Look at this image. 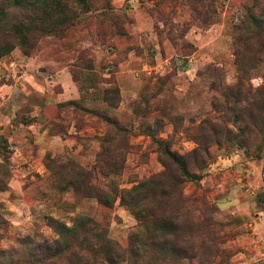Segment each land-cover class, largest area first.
<instances>
[{
	"label": "rangeland",
	"instance_id": "rangeland-1",
	"mask_svg": "<svg viewBox=\"0 0 264 264\" xmlns=\"http://www.w3.org/2000/svg\"><path fill=\"white\" fill-rule=\"evenodd\" d=\"M64 1L59 28L0 34V264L87 260L79 247L98 231L58 234L79 217L120 264H264V140L226 137L249 109L220 95L264 85V63L234 45L248 0H209L210 25L192 0Z\"/></svg>",
	"mask_w": 264,
	"mask_h": 264
},
{
	"label": "trees",
	"instance_id": "trees-1",
	"mask_svg": "<svg viewBox=\"0 0 264 264\" xmlns=\"http://www.w3.org/2000/svg\"><path fill=\"white\" fill-rule=\"evenodd\" d=\"M80 1L85 4V0H75ZM64 0H0V34L3 30L6 35L17 36L21 39L23 43L26 42L27 34L30 29H35L36 32L45 33L48 27L61 21V16L63 15ZM252 7L254 9H252ZM13 8H18L19 10L25 11L23 16L24 22L19 25L15 23H9L8 27L2 26L1 24L5 20L8 21V16ZM192 12L197 17L201 18L203 25H210V19L208 16L211 15V5L209 0H192L191 5ZM247 11L246 18L239 22L238 25L234 27V30L238 32V36L234 37V45L237 55L241 51H249L253 49V56H255V61L261 64L264 63V0H248V4L245 6ZM37 17V21L33 22L31 16ZM53 14V15H52ZM52 19L53 25L44 24L45 20ZM62 24V22H61ZM32 25V27L30 26ZM63 25V24H62ZM56 28L60 26L54 25ZM60 30H63L60 29ZM254 33H256L258 39L254 41ZM237 48V49H236ZM236 55V54H235ZM244 55V54H242ZM251 68V67H250ZM241 73H246L247 69H239ZM212 77H218L220 79V74L215 70L210 72ZM213 80V79H212ZM237 90L235 95L230 94L229 88L221 89V97L225 102H232L233 105L243 106L240 109H249L247 114L243 115L239 121V128L237 133L233 134L231 131L227 130L226 137L231 138V140H236L240 147H247V142L250 138H255L256 140H264V85H261L255 90L243 89L241 86L236 85ZM211 129H214L213 127ZM230 140V139H229ZM167 152V151H166ZM206 155V150L203 148L202 151ZM172 161L179 167L182 175L186 178H193L190 175L184 163H182L175 155L167 153ZM129 201L138 206L142 205L149 198L145 197L143 186L138 185L133 187L128 191ZM142 218L140 221L143 224L147 222L157 223L156 217L154 215L144 216L140 215ZM52 223L56 221L51 219ZM89 226V230H96L99 233L96 235L94 243L83 244L79 247V252H83L84 256H87V260H81L79 264H120V249L118 244L110 239L107 235V231L100 228L99 225L93 222L90 218L79 217L74 222V225L70 228H64L63 231L58 233L62 239L65 240L66 233H72L76 235L79 228L77 226ZM55 226H61L60 224ZM59 229V228H58ZM87 232V231H86ZM160 234L158 230H155L153 235L154 239ZM137 245L135 248H130L132 256L142 257L144 253V248L146 246V241H143V235L138 233L135 237ZM152 244H154L152 242ZM64 251H70L71 245L65 244ZM63 251V252H64ZM145 264V263H144ZM150 264H157L156 262Z\"/></svg>",
	"mask_w": 264,
	"mask_h": 264
}]
</instances>
